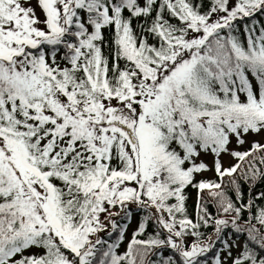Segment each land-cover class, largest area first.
<instances>
[{
	"label": "snow or ice",
	"instance_id": "1",
	"mask_svg": "<svg viewBox=\"0 0 264 264\" xmlns=\"http://www.w3.org/2000/svg\"><path fill=\"white\" fill-rule=\"evenodd\" d=\"M0 264H264V0H0Z\"/></svg>",
	"mask_w": 264,
	"mask_h": 264
},
{
	"label": "trees",
	"instance_id": "2",
	"mask_svg": "<svg viewBox=\"0 0 264 264\" xmlns=\"http://www.w3.org/2000/svg\"><path fill=\"white\" fill-rule=\"evenodd\" d=\"M209 178H211V176ZM189 194H190V197H191V199L189 200V207L191 209V207L194 205V201H195V192L190 189L189 190Z\"/></svg>",
	"mask_w": 264,
	"mask_h": 264
},
{
	"label": "rangeland",
	"instance_id": "3",
	"mask_svg": "<svg viewBox=\"0 0 264 264\" xmlns=\"http://www.w3.org/2000/svg\"><path fill=\"white\" fill-rule=\"evenodd\" d=\"M225 162L227 163V158H225ZM206 175L210 177L212 174L208 173Z\"/></svg>",
	"mask_w": 264,
	"mask_h": 264
}]
</instances>
